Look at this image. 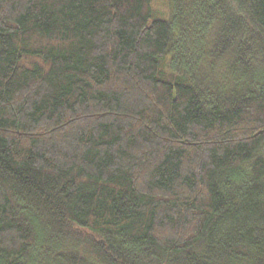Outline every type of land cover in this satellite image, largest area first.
I'll return each instance as SVG.
<instances>
[{
  "label": "trees",
  "instance_id": "16d2710c",
  "mask_svg": "<svg viewBox=\"0 0 264 264\" xmlns=\"http://www.w3.org/2000/svg\"><path fill=\"white\" fill-rule=\"evenodd\" d=\"M0 264H264V0H0Z\"/></svg>",
  "mask_w": 264,
  "mask_h": 264
},
{
  "label": "rangeland",
  "instance_id": "374dc122",
  "mask_svg": "<svg viewBox=\"0 0 264 264\" xmlns=\"http://www.w3.org/2000/svg\"><path fill=\"white\" fill-rule=\"evenodd\" d=\"M158 1V0H157ZM161 5V4H160Z\"/></svg>",
  "mask_w": 264,
  "mask_h": 264
}]
</instances>
